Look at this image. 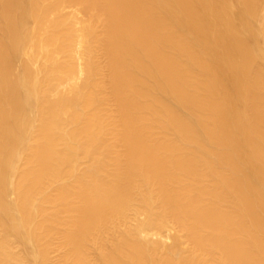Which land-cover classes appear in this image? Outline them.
Segmentation results:
<instances>
[{
  "label": "bare ground",
  "instance_id": "obj_1",
  "mask_svg": "<svg viewBox=\"0 0 264 264\" xmlns=\"http://www.w3.org/2000/svg\"><path fill=\"white\" fill-rule=\"evenodd\" d=\"M0 264H264V0H0Z\"/></svg>",
  "mask_w": 264,
  "mask_h": 264
}]
</instances>
